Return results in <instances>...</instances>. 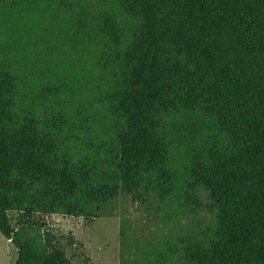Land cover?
<instances>
[{
	"label": "trees",
	"instance_id": "trees-1",
	"mask_svg": "<svg viewBox=\"0 0 264 264\" xmlns=\"http://www.w3.org/2000/svg\"><path fill=\"white\" fill-rule=\"evenodd\" d=\"M120 198L193 216L179 247L121 264H264V0H0L15 264H75L49 236L35 249L34 218L92 222Z\"/></svg>",
	"mask_w": 264,
	"mask_h": 264
},
{
	"label": "rangeland",
	"instance_id": "rangeland-1",
	"mask_svg": "<svg viewBox=\"0 0 264 264\" xmlns=\"http://www.w3.org/2000/svg\"><path fill=\"white\" fill-rule=\"evenodd\" d=\"M11 217L17 219L16 214ZM192 220L190 216L179 222L165 206L152 199L142 205L120 198L110 217L88 222L83 218L39 215L34 222L40 228L31 227L24 235L40 254L46 252L43 242L49 236L52 244L62 247L75 264H121L123 257H135L139 248L144 255L147 251L160 254L161 248L179 247L175 236L188 229Z\"/></svg>",
	"mask_w": 264,
	"mask_h": 264
},
{
	"label": "crops",
	"instance_id": "crops-1",
	"mask_svg": "<svg viewBox=\"0 0 264 264\" xmlns=\"http://www.w3.org/2000/svg\"><path fill=\"white\" fill-rule=\"evenodd\" d=\"M2 236H0V264H15L17 250L11 246L14 244L10 240Z\"/></svg>",
	"mask_w": 264,
	"mask_h": 264
}]
</instances>
